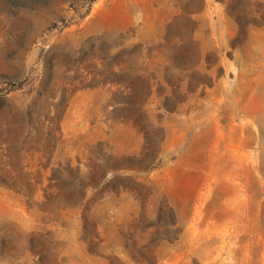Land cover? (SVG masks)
Segmentation results:
<instances>
[{
	"label": "rangeland",
	"instance_id": "rangeland-1",
	"mask_svg": "<svg viewBox=\"0 0 264 264\" xmlns=\"http://www.w3.org/2000/svg\"><path fill=\"white\" fill-rule=\"evenodd\" d=\"M0 264H264V0H0Z\"/></svg>",
	"mask_w": 264,
	"mask_h": 264
}]
</instances>
